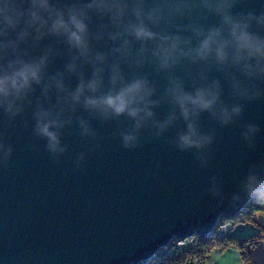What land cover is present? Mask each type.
<instances>
[{"label": "clouds", "instance_id": "clouds-1", "mask_svg": "<svg viewBox=\"0 0 264 264\" xmlns=\"http://www.w3.org/2000/svg\"><path fill=\"white\" fill-rule=\"evenodd\" d=\"M241 2L0 0L5 127L23 118L57 161L68 150V129L76 128L89 150L99 147L91 143L100 139L94 120L121 125L114 134L126 149L171 130L172 147L206 168L217 129H204V114L226 128L246 105L264 100V10H238ZM259 132L256 123L241 125L247 149L255 150ZM12 151L0 132V163ZM205 193L219 201L264 200V159L248 166L238 190L226 194L214 174Z\"/></svg>", "mask_w": 264, "mask_h": 264}, {"label": "water", "instance_id": "water-1", "mask_svg": "<svg viewBox=\"0 0 264 264\" xmlns=\"http://www.w3.org/2000/svg\"><path fill=\"white\" fill-rule=\"evenodd\" d=\"M262 6L264 0H242L238 10ZM202 122L206 131L217 129L206 168L172 147L174 131L126 149L114 134L121 125L95 120L100 139L91 143L99 147L89 150L90 142L68 129L62 136L68 150L57 161L23 118L6 128L0 117L13 149L0 163V264H147L174 240L214 232L223 214L233 216L251 201L214 200L205 190L214 174L226 194L238 190L248 166L264 159V100L246 105L229 127L206 113ZM249 122L260 126L255 150L240 136ZM81 152L85 159L76 167Z\"/></svg>", "mask_w": 264, "mask_h": 264}, {"label": "trees", "instance_id": "trees-1", "mask_svg": "<svg viewBox=\"0 0 264 264\" xmlns=\"http://www.w3.org/2000/svg\"><path fill=\"white\" fill-rule=\"evenodd\" d=\"M257 213H264V200H251L242 211L233 216L223 214L218 227L223 223L234 225L229 233L219 235L217 228L206 237L195 235L194 242L181 246L177 245L178 240H174L147 264H210L216 253L228 248L237 249L244 264H264L253 257L254 249L264 240V228L260 226V230L247 235L238 233L243 228L257 224Z\"/></svg>", "mask_w": 264, "mask_h": 264}, {"label": "crops", "instance_id": "crops-1", "mask_svg": "<svg viewBox=\"0 0 264 264\" xmlns=\"http://www.w3.org/2000/svg\"><path fill=\"white\" fill-rule=\"evenodd\" d=\"M255 221L257 224L243 228L238 233L247 235L260 230V226L264 228V213H257L255 215ZM253 257L259 262H264V240L254 249ZM210 264H244V262L237 249L228 248L221 253H216L212 257Z\"/></svg>", "mask_w": 264, "mask_h": 264}, {"label": "built area", "instance_id": "built-area-1", "mask_svg": "<svg viewBox=\"0 0 264 264\" xmlns=\"http://www.w3.org/2000/svg\"><path fill=\"white\" fill-rule=\"evenodd\" d=\"M233 226L234 225H232V224H230V223H223V224H220V229L218 230V234L219 235H221V234H227V233H229L230 231H232L233 230ZM194 240H195V235L194 236H190V237H187V238H185V239H180V240H178V245H183V244H185V243H187V242H194Z\"/></svg>", "mask_w": 264, "mask_h": 264}, {"label": "rangeland", "instance_id": "rangeland-1", "mask_svg": "<svg viewBox=\"0 0 264 264\" xmlns=\"http://www.w3.org/2000/svg\"><path fill=\"white\" fill-rule=\"evenodd\" d=\"M218 229L217 230H219L220 229V226L219 227H217Z\"/></svg>", "mask_w": 264, "mask_h": 264}, {"label": "bare ground", "instance_id": "bare-ground-1", "mask_svg": "<svg viewBox=\"0 0 264 264\" xmlns=\"http://www.w3.org/2000/svg\"><path fill=\"white\" fill-rule=\"evenodd\" d=\"M177 244V243H176ZM178 245V244H177Z\"/></svg>", "mask_w": 264, "mask_h": 264}]
</instances>
